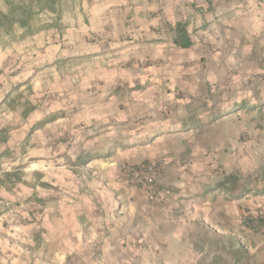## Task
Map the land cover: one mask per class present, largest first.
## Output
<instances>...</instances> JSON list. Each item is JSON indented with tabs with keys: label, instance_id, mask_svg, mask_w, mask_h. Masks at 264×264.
<instances>
[{
	"label": "crops",
	"instance_id": "1",
	"mask_svg": "<svg viewBox=\"0 0 264 264\" xmlns=\"http://www.w3.org/2000/svg\"><path fill=\"white\" fill-rule=\"evenodd\" d=\"M98 3L114 14L113 30L103 33L123 48L119 54L129 57L125 64L134 68L163 59L174 71H187L173 87L193 88V103L183 106L186 99H178L177 120L161 119L147 91L113 123L105 117L109 128L89 134L80 148L65 147L71 161L62 162L57 149L49 148L50 161L39 160L38 166L55 170L41 181L58 189L44 207L45 194L37 185L14 192L0 187V264H218L212 247L195 245L192 238L195 225L189 220L201 214L203 202L181 187L192 172L180 163L183 143L203 118L223 122L237 112L264 115V0ZM108 14L99 17L106 24ZM177 23L191 40L188 49L173 45ZM206 93L214 113L198 105ZM147 162L160 165L159 187L177 186V196L152 202L123 182L124 164ZM215 187L212 192L221 193ZM254 252L252 263L264 264V243Z\"/></svg>",
	"mask_w": 264,
	"mask_h": 264
},
{
	"label": "rangeland",
	"instance_id": "2",
	"mask_svg": "<svg viewBox=\"0 0 264 264\" xmlns=\"http://www.w3.org/2000/svg\"><path fill=\"white\" fill-rule=\"evenodd\" d=\"M98 2L63 0L61 21L54 28L25 37L16 31L0 38V181L4 182L0 187L14 192L37 185L45 194L42 207L58 189L41 181L55 170L38 166L39 160L50 161L49 148L57 149L62 162L72 159L67 148H80L89 134L109 128L105 117L113 123L117 113L132 107L147 91L155 109L159 107L153 112L161 119L177 120L178 99H186L183 106L193 103V88L173 87L187 71H174L163 59L134 68L125 64L129 57L119 54L123 48L116 46L112 34L103 33L113 30L114 14ZM104 13H109V24L99 18ZM53 19L43 13L37 24ZM207 96L198 105L204 113H214L216 106L211 94ZM204 119L183 143L180 161L192 169L182 189L203 202L201 214L189 220L195 225L192 238L195 245L211 246L218 264H253L255 248L264 243V226L252 223L264 213V194L228 199L212 189L230 173L241 180L250 175L246 184L264 186V115L237 112L223 122ZM172 187H160L164 198L152 202L177 196V186ZM187 208L192 210L188 203Z\"/></svg>",
	"mask_w": 264,
	"mask_h": 264
},
{
	"label": "trees",
	"instance_id": "3",
	"mask_svg": "<svg viewBox=\"0 0 264 264\" xmlns=\"http://www.w3.org/2000/svg\"><path fill=\"white\" fill-rule=\"evenodd\" d=\"M62 2L63 0H0V38L10 37L16 31H20V36L25 37L32 36L44 28H54L61 21ZM43 13L52 15L54 19L46 25H38V17ZM173 31L175 37L172 42L175 47L183 50L191 47V40L183 24H175ZM5 176L9 178L11 175L5 174ZM250 178L246 177L247 180ZM3 184L4 182L0 181V185L3 186ZM215 188L230 199H237L238 196L244 194H264V191L251 187L235 174L225 176ZM255 222L264 226V213L256 216L252 223ZM241 255L246 254L241 251Z\"/></svg>",
	"mask_w": 264,
	"mask_h": 264
},
{
	"label": "built area",
	"instance_id": "4",
	"mask_svg": "<svg viewBox=\"0 0 264 264\" xmlns=\"http://www.w3.org/2000/svg\"><path fill=\"white\" fill-rule=\"evenodd\" d=\"M160 172V165L156 162L140 165L124 164L121 167L123 182L138 189L150 201H161L165 196L158 184Z\"/></svg>",
	"mask_w": 264,
	"mask_h": 264
}]
</instances>
